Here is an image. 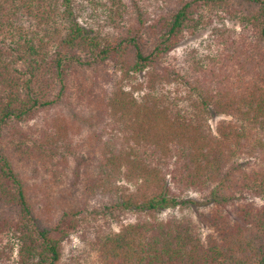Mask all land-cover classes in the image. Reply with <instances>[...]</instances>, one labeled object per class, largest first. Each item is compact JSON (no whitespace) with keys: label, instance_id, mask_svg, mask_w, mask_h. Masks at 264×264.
Here are the masks:
<instances>
[{"label":"trees","instance_id":"16d2710c","mask_svg":"<svg viewBox=\"0 0 264 264\" xmlns=\"http://www.w3.org/2000/svg\"><path fill=\"white\" fill-rule=\"evenodd\" d=\"M0 264H264V0H0Z\"/></svg>","mask_w":264,"mask_h":264},{"label":"rangeland","instance_id":"374dc122","mask_svg":"<svg viewBox=\"0 0 264 264\" xmlns=\"http://www.w3.org/2000/svg\"><path fill=\"white\" fill-rule=\"evenodd\" d=\"M91 13L87 14L83 20V22H91V24H94V27L96 28H102L103 32H106L108 29L107 28H110L109 26L106 27V20L105 18L102 16V15H99V16H95L91 19V16L90 15ZM82 18V19H83ZM228 26L230 27H234L236 29H239V24L236 23V22H231L229 21L227 23ZM210 29L208 27H204L202 29H200L197 33H195V35H190V36H187V38L185 39V41L177 48L176 52V55H180L181 53H183L185 50L189 49V48H192V47H202L203 45H205L208 40V38L210 37ZM174 89H176V87L174 86ZM219 118H213L211 120V124L212 126L215 128L216 125H217V122H218ZM73 133V142H74V145H77V149L79 150H85L86 147L83 145V136L82 134H77L75 133V130H72L70 129ZM70 157V156H69ZM73 161V159L71 158L70 161H69V164H71ZM70 166V165H69ZM69 166L65 169H63L62 165H60V168L63 169L64 171L63 172H59L58 170H56V172L58 171V174H56L54 177H53V191L57 190V193L55 194L59 200V203L62 205V204H65L68 200V197H67V189L71 186H67V183H70V181L73 180V174H69L70 173V169H69ZM45 168V167H44ZM42 172V175L48 179L50 178L53 174H52V169L51 168H48V171H43L41 170ZM59 182V183H57ZM77 184H79V181L77 182ZM131 189L134 190L135 189V185L133 184H129ZM61 186V187H59ZM66 189V190H65ZM63 190L64 193H61ZM193 196H196L193 194ZM195 207V206H194ZM195 211V208L193 209ZM188 212H192L190 211V209L186 210ZM169 212L168 211H165V213L163 214L164 216H166V214ZM115 228L117 229L118 227L115 226ZM77 245H79V240L76 236H72L71 239L66 242L65 244V254L69 256V254L71 253V248H74L76 247Z\"/></svg>","mask_w":264,"mask_h":264}]
</instances>
